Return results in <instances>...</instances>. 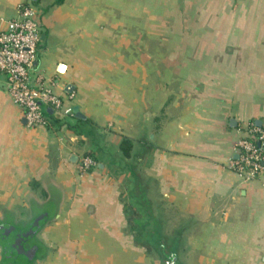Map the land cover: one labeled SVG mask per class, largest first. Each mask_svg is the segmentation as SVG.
Returning a JSON list of instances; mask_svg holds the SVG:
<instances>
[{"label":"crops","instance_id":"0c3cea01","mask_svg":"<svg viewBox=\"0 0 264 264\" xmlns=\"http://www.w3.org/2000/svg\"><path fill=\"white\" fill-rule=\"evenodd\" d=\"M23 5L64 106L28 126L0 71V264L8 227L43 213L37 264H264V174L230 167L245 129L264 130V0H0V29ZM85 155L97 166L81 171Z\"/></svg>","mask_w":264,"mask_h":264},{"label":"built area","instance_id":"2783aa9c","mask_svg":"<svg viewBox=\"0 0 264 264\" xmlns=\"http://www.w3.org/2000/svg\"><path fill=\"white\" fill-rule=\"evenodd\" d=\"M40 42L41 25L30 5L21 7L9 29H0V71L7 75L11 96L23 108L30 127L49 125L47 107L60 113L64 106L61 95L46 86L43 75L35 71ZM245 131L230 167L244 181H251L264 174V130L252 125ZM96 166V159L90 155L83 156L79 163L81 171Z\"/></svg>","mask_w":264,"mask_h":264},{"label":"rangeland","instance_id":"374dc122","mask_svg":"<svg viewBox=\"0 0 264 264\" xmlns=\"http://www.w3.org/2000/svg\"><path fill=\"white\" fill-rule=\"evenodd\" d=\"M162 50L158 49H143L142 50V56L144 57H151L153 59L156 57L158 54H160ZM153 55V57H152ZM157 67H160L159 65ZM146 186L147 185H152V180L145 179ZM142 186V181L136 183V187L134 188L133 194H131L132 202L136 203V207L134 206L130 207L129 213L134 219L136 218L139 219L140 224H144V222H147L146 219L150 216L149 214L152 213V209L149 208L147 205V191L143 190ZM152 199V193L150 195ZM160 208V205L158 206ZM150 209V213L149 210ZM48 211H52L51 208H48ZM164 213V210L162 211ZM147 224V223H146ZM148 225H143V227H146ZM174 225L169 224L168 229L171 230ZM20 227L26 228V225H21ZM152 227V226H151ZM157 227V226H156ZM9 238V241H5L9 245L6 246L8 248L9 253H15L16 254V260L14 261V264H37V258L43 254L44 251V246H42L41 242L37 240L36 235L33 236H25V235H19V234H12ZM152 246H158V239L152 240L150 242ZM25 245V246H24ZM38 245V246H37ZM28 248V249H26ZM36 248L35 252L32 254L29 250ZM159 253V251H158ZM154 263L155 264H165V258L164 257H159V254L157 256H154ZM6 264V263H4Z\"/></svg>","mask_w":264,"mask_h":264},{"label":"water","instance_id":"95a60500","mask_svg":"<svg viewBox=\"0 0 264 264\" xmlns=\"http://www.w3.org/2000/svg\"><path fill=\"white\" fill-rule=\"evenodd\" d=\"M72 87H73V85L70 86L69 90H71ZM74 111L77 114V116H80V117L83 116L82 114H80L78 106L74 107ZM46 220H47V213H43V214H40L39 216H37L24 232L16 229V227H14V226H9L8 232H14V233H18V234L21 233L25 236H33L45 224ZM1 230L6 231L7 227L2 225L0 232H1ZM8 245L9 244L5 242V247ZM35 250H36V248H33V249H30L29 251L33 254L35 252ZM6 259L9 262V264H14V261L16 260V254L14 252L12 254L9 253L7 247H6Z\"/></svg>","mask_w":264,"mask_h":264},{"label":"trees","instance_id":"16d2710c","mask_svg":"<svg viewBox=\"0 0 264 264\" xmlns=\"http://www.w3.org/2000/svg\"><path fill=\"white\" fill-rule=\"evenodd\" d=\"M131 149H132V143L128 139H125L122 143V150L124 151L125 155L128 156ZM162 245L164 246V242L158 241V246L156 245V248L157 247L162 248Z\"/></svg>","mask_w":264,"mask_h":264}]
</instances>
